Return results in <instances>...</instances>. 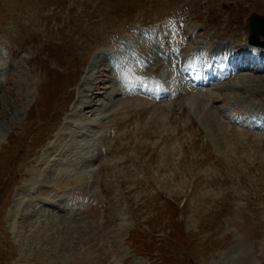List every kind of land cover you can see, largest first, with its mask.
<instances>
[{
  "label": "rangeland",
  "instance_id": "rangeland-1",
  "mask_svg": "<svg viewBox=\"0 0 264 264\" xmlns=\"http://www.w3.org/2000/svg\"><path fill=\"white\" fill-rule=\"evenodd\" d=\"M254 14L264 0H0V264H264V71L224 62ZM186 44L230 87L178 79Z\"/></svg>",
  "mask_w": 264,
  "mask_h": 264
},
{
  "label": "bare ground",
  "instance_id": "bare-ground-1",
  "mask_svg": "<svg viewBox=\"0 0 264 264\" xmlns=\"http://www.w3.org/2000/svg\"><path fill=\"white\" fill-rule=\"evenodd\" d=\"M38 6H39V4H38ZM38 9H39V7H38ZM40 10V9H39ZM38 10V11H39ZM37 11V12H38ZM40 12V11H39ZM44 14V13H43ZM40 15V14H39ZM40 17H42V19L44 20V21H46V19H47V17H50V14H48V13H46V14H44V15H41ZM36 18H38V17H36ZM48 22V21H47ZM46 24V23H45ZM45 26V25H44ZM259 37H262L260 34L258 35ZM182 37V36H181ZM192 38V37H191ZM172 40V42L173 43H176V44H178L179 45V41H180V37H174V38H172L171 39ZM189 41V40H188ZM192 41V40H191ZM236 41H238V40H236ZM182 45V44H181ZM187 45V44H186ZM189 45V44H188ZM192 47V46H191ZM252 47V46H251ZM250 47V48H251ZM253 48L254 49H256L258 52L256 53V54H249V56H248V58H243V60L245 61V63H241L240 64V66H239V68H238V71H239V74H235L234 75V77H236V76H238L237 78H240L241 76H243L244 77V75L245 74H251V75H254L252 72H250L249 70V66H250V63H252V62H254L255 61V64H258V66H260V67H262V68H260V67H258L259 69H257V71H259V70H261V71H264V48H262V47H259V46H253ZM178 49V48H177ZM180 50H182V49H180ZM221 50V49H220ZM251 50H252V48H251ZM152 51V50H151ZM159 51V50H158ZM171 51V50H170ZM199 51H200V53H199V55L198 56H200L201 55V50L199 49ZM244 51V50H243ZM253 51V50H252ZM255 51V50H254ZM157 52V51H156ZM174 52H175V50H174ZM178 52V51H177ZM122 53V52H121ZM125 53V52H124ZM151 53V52H150ZM158 54V53H157ZM153 55H155V54H153ZM186 55V54H185ZM185 55H183L182 57H178L179 58V60H178V66H179V68H181V72L183 73V74H185V72L187 73V75H188V77L190 78V81L191 82H196L197 84H202V81H200V78L198 77L199 76V73H198V71H199V68H198V66L197 65H195V66H193V68L192 69H190L189 67H188V60L186 59V56ZM157 56V55H156ZM198 56L195 58V60H198ZM221 56V55H220ZM108 57V56H107ZM149 57V56H148ZM170 58H171V56H170ZM159 59V58H158ZM157 59V60H158ZM164 59V58H163ZM193 59H194V57H193ZM223 59V58H222ZM255 59V60H254ZM259 59V60H258ZM262 59V60H261ZM107 60V59H106ZM110 60V59H109ZM127 60V59H126ZM133 60H135V59H133ZM151 60V59H150ZM172 60H174V59H172ZM221 60V59H220ZM154 61H155V59H154ZM162 61V60H161ZM108 62V61H107ZM197 62V61H196ZM214 62V61H213ZM103 63V62H102ZM102 63H101V65H102ZM150 63V62H149ZM130 64V63H129ZM128 64V65H129ZM93 65V64H92ZM148 65V64H147ZM146 65V66H147ZM154 65V67L152 68L153 70H157L158 69V67L160 66V64H153ZM214 65V64H213ZM230 65V64H229ZM228 65V66H229ZM104 66V65H103ZM138 66V65H137ZM136 66V67H137ZM174 66H176V65H174ZM113 67V66H112ZM127 67V66H126ZM92 68V67H91ZM110 68V67H109ZM115 68V67H114ZM113 68V69H114ZM143 68V67H142ZM150 68V67H149ZM222 68V67H221ZM116 69V68H115ZM137 69V68H136ZM135 69V70H136ZM144 69V68H143ZM215 69V68H214ZM117 70V69H116ZM132 70V69H131ZM148 70V69H147ZM146 70V71H147ZM223 70V69H222ZM98 71V70H97ZM96 71V72H97ZM145 71V70H144ZM152 71V70H151ZM160 71V70H159ZM158 71V72H159ZM103 72H104V70H103ZM106 72V71H105ZM214 72H215V70H214ZM134 73V72H133ZM178 73V72H177ZM233 73H231V75H232ZM261 74V73H260ZM136 75V74H135ZM204 75H206V74H204ZM112 76V75H111ZM177 76H179V75H177ZM157 77V76H156ZM160 77V76H159ZM169 77V76H168ZM176 77V76H175ZM127 78V77H126ZM134 78V77H133ZM180 77H178V79H179ZM208 78V80L206 81V82H209L207 85H209V84H212V86H213V88H222V89H227V88H229L230 87V82H226V81H224L225 79H226V77H223V76H221V75H219V76H214L213 74H210L209 75V77H207ZM249 78V77H248ZM116 79H118V78H116ZM175 79V78H174ZM134 80H136V79H134ZM152 80H154V79H152ZM155 80H156V78H155ZM154 80V81H155ZM167 80H168V78H167ZM170 80V79H169ZM172 80V79H171ZM210 80V81H209ZM119 81V80H118ZM122 81H124V80H122ZM132 81V80H131ZM144 81H146V80H144ZM161 81H162V79H161ZM175 81V80H174ZM177 81V80H176ZM175 81V82H176ZM179 81V80H178ZM180 81H182V80H180ZM244 81H255V79H246V80H244ZM121 81H119V83H120ZM170 82V81H169ZM121 83H124V82H121ZM138 83V82H137ZM179 83V82H178ZM182 83V82H181ZM184 83H186V82H184ZM150 84V83H149ZM173 84V83H172ZM244 84V83H243ZM122 85H124V84H122ZM153 85V84H152ZM156 85V84H155ZM203 85V84H202ZM227 85H228V87H227ZM245 85H247V84H245ZM249 85V84H248ZM181 86H182V84H181ZM121 87H123V86H121ZM130 87H132V86H130ZM177 87V86H176ZM125 88H127V87H125ZM125 88H123V89H125ZM178 88V87H177ZM105 89V88H104ZM134 90V89H133ZM132 90V91H133ZM175 90V93H177V94H180V95H182V92H180V89H179V92H176L177 90H176V88L174 89ZM184 91V90H183ZM185 91H186V93L187 92H194V91H203V92H205V90H203V89H201V90H193V89H191V88H186L185 89ZM128 92V91H127ZM135 92H137V91H135ZM200 92V93H201ZM131 93H134V92H131ZM207 93V92H206ZM126 94V93H125ZM129 94V93H128ZM263 93H259V96H261ZM135 95H137V93L135 94ZM214 95V94H213ZM127 97V96H126ZM123 99V98H122ZM131 99V98H130ZM151 102V101H150ZM173 102V101H172ZM159 103V100H154V101H152V104L153 105H157ZM174 105H175V101H174V103H173ZM127 106V105H126ZM142 109V108H141ZM237 109V108H236ZM239 110V109H238ZM236 112V111H235ZM141 115V114H140ZM164 122V121H163ZM162 122V123H163ZM220 129V128H219ZM230 130H233V133L236 131H234V129L233 128H231ZM232 132V131H231ZM262 145L264 146V141H262ZM57 151V150H56ZM52 175H54V174H52Z\"/></svg>",
  "mask_w": 264,
  "mask_h": 264
},
{
  "label": "water",
  "instance_id": "water-1",
  "mask_svg": "<svg viewBox=\"0 0 264 264\" xmlns=\"http://www.w3.org/2000/svg\"><path fill=\"white\" fill-rule=\"evenodd\" d=\"M248 27L250 31V42L254 44L258 43L256 34H261L264 37V18L260 16H253L249 18ZM260 44L264 46V41Z\"/></svg>",
  "mask_w": 264,
  "mask_h": 264
}]
</instances>
